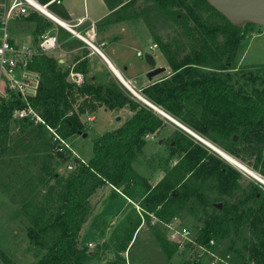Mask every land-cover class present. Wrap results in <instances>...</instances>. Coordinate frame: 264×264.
<instances>
[{"label": "trees", "instance_id": "obj_1", "mask_svg": "<svg viewBox=\"0 0 264 264\" xmlns=\"http://www.w3.org/2000/svg\"><path fill=\"white\" fill-rule=\"evenodd\" d=\"M147 1L149 5L142 12L148 27L155 16H170L182 31L171 40L155 35L171 73L145 87L144 97L219 147L224 146L218 137L233 140V133L241 130L248 147L245 151L257 154L264 145V64L252 65L257 73L239 75L237 69V56L255 23H234L209 0ZM136 2L129 0L107 21L126 18L122 14ZM28 19L38 23L37 29L42 27V20L35 14ZM31 66L39 72L40 82L28 102L45 124L13 117L15 109L27 104L19 94L0 98V172L7 175L0 193L11 194L20 211L29 216L32 243L42 251L34 264H95L99 248H81V234L95 211L92 197L106 185L129 198L139 195L144 206L163 220L171 219L190 201L204 203L214 212L197 226L191 249H199L200 245L213 250L231 238V245L222 253L224 257L232 251L235 254L228 264H264V194L257 182L243 197L215 207L206 189L216 190L221 196H234L242 174L189 137L180 135L173 144L182 145L186 154L153 185L138 172L136 157L146 143V135L166 124L165 116L131 96L108 69L104 76H86L77 83L69 78V68L62 67L57 58L41 49ZM80 68H85L84 62L75 69ZM127 105L134 114L121 127L94 140L90 160L75 158L72 170L66 174L58 171L57 167L70 157L55 149L57 142L47 126L69 138L85 132L82 114L95 112L101 106L115 109ZM210 180L212 184L205 185ZM39 192L43 194L36 201ZM133 224L132 230L118 235L117 244H107L108 248L114 246L113 253L119 258L107 264H120L123 260L121 251L129 247L141 220ZM155 236L168 259L180 250L160 229H155ZM236 238L241 245L237 246ZM211 240L215 243L211 244ZM2 251L3 259L11 263V257ZM184 264L196 262L187 260Z\"/></svg>", "mask_w": 264, "mask_h": 264}, {"label": "rangeland", "instance_id": "obj_2", "mask_svg": "<svg viewBox=\"0 0 264 264\" xmlns=\"http://www.w3.org/2000/svg\"><path fill=\"white\" fill-rule=\"evenodd\" d=\"M147 5H149L147 0H137L133 8L129 10L130 12H126L124 15H131V17H134V13H139L141 14L139 18H141L142 21L140 20L138 22L142 25H147L148 23L142 12ZM48 8L50 11L52 10L55 12L52 7ZM48 22H41L40 25L42 27L35 29V26L38 24L23 17L11 24V28L13 29L12 35H14L17 41L19 40V43L34 42L38 39L37 37L40 29H48V26L50 27V25H54L52 21L48 20ZM150 25L151 27H148V29L153 38L155 35H161L165 40H171L173 37H176V35L179 36L178 34L182 31L179 29V25L170 16H155V19H152V23ZM181 36L185 38L184 34ZM152 41L153 40H151L149 34L139 35V39L138 42L135 43V47L128 51L129 60H131L136 66H140L145 63V65L151 67L148 62H146V54H153L156 56L157 64H167L168 62L160 55L161 50L157 43L156 47L158 48H155L154 50L150 48ZM137 49L143 52V57H137ZM237 59V69L239 75H244V72L246 73L247 71L255 73L257 68H252V65L264 64V25L255 24L250 27V32L246 37V45L244 46V49H241ZM167 66L168 71H171L169 64H167ZM166 75H169V72H163L155 77V79ZM125 88L131 96L141 100L133 93V91L126 86ZM120 116H122L121 119L118 118ZM124 118V112L122 113L120 111H116L111 113L104 110L96 113L95 120H90L88 117L87 119L90 128L87 131L88 133L86 136L78 134L73 135L70 136L71 138L69 141L68 138H66L67 142L70 143L72 150L75 149L79 153V156H77L75 152H73V154L70 151L62 152L67 154L70 159L64 164L59 165L57 167L58 171L66 174L72 170L68 168V165L71 164L74 168L75 158H80L81 160L91 159L93 157L94 140L103 133L114 130L124 121ZM165 119V128L157 131L158 133L156 132V135L154 136L148 138L146 136V143L143 149L138 152L136 157V167L138 172L145 176L153 185L161 181L172 170L173 166H175V164L186 154V151H182V149H184L182 148V145L179 146L173 144L176 136L185 135L192 139L195 143L207 149L209 152L216 154L225 163H228L242 174V177L239 179L240 188L237 189L234 196H221L216 190L210 192L206 189L210 202L215 207H222L224 203H231L239 197H243L245 192L254 186L256 182L264 194V185L259 182V180L254 178L253 175L228 162L219 153H217V151L207 146L200 139L193 136L180 126L172 123L167 118ZM13 127V133L15 134L17 126L14 124ZM211 135L218 137L213 133H211ZM244 137L245 136L242 131L239 130L233 133V140L219 139V137L218 140L220 144L224 146L221 148L235 156L242 163L244 162V164L247 165L253 172L264 178V145L258 149L257 154H249L250 151L248 149L247 151H249V153L245 151L248 147ZM57 144L58 143L54 142L55 149ZM259 156H262V158L258 164ZM31 168L34 169L33 166ZM1 174L2 173L0 172V185L3 182L2 180L7 178L6 174L3 176ZM189 175L190 174H188V176ZM209 184H212L211 180L207 181L205 185ZM12 191H14V189H12ZM115 191L117 190H115L114 187H104L100 190V192L92 197V201L96 203L95 211L84 232L81 234V248L84 247L94 251L99 248L100 254L95 260V264H107L108 261L115 262L119 259L113 253L114 246L108 248L107 244H117L119 242L118 235H125L126 231L132 230V227L134 226L133 223L136 222V220H141V226L134 232L129 247L121 251L120 255L123 257V260L120 264H184L187 260L194 263L196 262V264H200L199 262L202 264H213L212 261L214 259V255L209 252L202 255L201 248L192 250L189 245L188 247L182 248L176 252L172 259H168L155 240L156 228L160 229L163 233H166V236L168 237L167 234L169 230L167 225L170 223H173L180 229L189 228L196 237L197 226H201L206 216L211 215L214 212L211 207H207L204 203L200 205L199 203H192L190 201L185 206L179 208L175 216L171 219L163 220L155 211H150L144 206V200L142 197H139V195L134 198L126 196L131 199V203H129V201H127V199L123 196L116 195ZM42 194L43 193L39 192L35 200L39 201ZM0 199V264H7V262L3 259L2 250H4L11 257L12 262L9 264H34L42 256V251L39 247L32 243V238L29 234L31 224L29 216L20 211V205L16 202V200L12 199L11 194H4L3 196V194L0 193ZM161 209L163 208L160 207V210ZM147 213L150 220L146 215ZM230 239H227L219 244L216 249L213 248V250H209L213 254L224 257L222 253L229 245H231L233 241V239ZM105 243L106 245H104ZM238 245H241L240 240H237V246ZM100 246L103 248L101 249ZM228 254L231 256L229 258L228 256H225V258L229 261L232 257H235V254L233 255V251Z\"/></svg>", "mask_w": 264, "mask_h": 264}, {"label": "crops", "instance_id": "obj_3", "mask_svg": "<svg viewBox=\"0 0 264 264\" xmlns=\"http://www.w3.org/2000/svg\"><path fill=\"white\" fill-rule=\"evenodd\" d=\"M37 1L42 4L49 3L48 7H52L53 10H55V12L51 10L52 13H54L58 18L68 23L69 25L76 24L80 18H84V22L81 25L75 26L74 29L76 30H84L90 24L95 23L96 26L95 45L101 51V53L97 50L92 49L83 40L79 39L76 35L72 34L67 29L57 25L54 22H53L54 25L52 24L50 25V27L48 26V29H40V32L38 34L37 37L38 39L40 38V35L42 33L47 31L57 35L58 45L56 48H54L52 51L49 52V55L57 58L59 64L62 67L70 69L69 78L72 81H74L73 75L76 72L82 73L84 79L86 78V76H90L94 79L96 75L104 76L107 69L113 74V76L116 79L119 80L120 77L113 70L109 62L114 66L115 70H118L121 76L131 85V87L134 88L137 92L141 93L142 95H143L142 91L145 87H147L149 84L159 79V78L155 79V77L150 79L147 76L148 71H150L152 67L145 65V63L143 65L136 66L128 58V51L135 47V43L138 42L139 35L149 34V37L151 38V40H153L151 46L156 44V41L154 40L152 34L148 29V26L142 25L138 22L140 20L142 21V19L139 18L138 16L131 17V15H126V18H120L114 21L113 20L107 21V18L110 17V15L114 11L122 7L129 0H62L60 3L50 2V0H37ZM133 6H130L127 12H130L129 10H131ZM125 13L126 12H124L122 16H124ZM40 19L42 20V22H46V21L48 22V20L46 19H42V18ZM35 29H37V25L35 26ZM12 36L13 39L17 41L14 35ZM38 39H36L34 42L31 41L28 43H32L34 45H36L35 43H37L38 45V41H39ZM139 51L142 52L141 50L137 49L136 51L137 57H143L144 55L143 52L141 56L138 55ZM160 55L163 56L164 60H166L162 52L160 53ZM154 59L156 60V56H154ZM82 62L85 63V68H80L79 70H76L75 69L76 66H79L80 63ZM167 64L165 63L157 64V60H156V67L158 66L166 67L165 72L166 73L169 72L170 74L171 71H168ZM101 110L111 113L116 111H120L122 113L124 112L125 114V118L123 119L124 121L115 129L121 127L134 114V111L128 105L115 109H109L105 106H101L95 112H86L81 115V119L85 125V132L78 135H83V136L87 135L88 133L87 131L90 128L87 118L89 117L90 120H95L96 113ZM121 117L122 116L118 118L121 119ZM168 120L176 124L172 120L170 119ZM165 126L166 124L162 126V128H165ZM70 138L71 137L68 138V141ZM73 151L76 153L77 156H79V153L75 149H73ZM82 161L87 162L88 160L82 159ZM104 187L112 188V186L110 185L109 186L106 185ZM101 189H99L98 192H100ZM115 192L116 195H121L125 199H127V201L130 202L131 199L127 198L125 195H123L118 191Z\"/></svg>", "mask_w": 264, "mask_h": 264}, {"label": "built area", "instance_id": "obj_4", "mask_svg": "<svg viewBox=\"0 0 264 264\" xmlns=\"http://www.w3.org/2000/svg\"><path fill=\"white\" fill-rule=\"evenodd\" d=\"M62 0H50V2L60 3ZM49 3L42 4L37 0H0V98L5 97L9 99L13 93L19 94L27 104L23 108H17L13 111V117L16 119H29L34 123L45 124L42 116L30 105L28 98L36 94L40 82V75L37 70L32 68L34 56L40 51L49 53L58 45V37L49 31L40 35L38 45L32 43H19L13 39L11 24L19 19L27 18L32 13L39 18L50 20L59 26L64 27L79 39L83 40L92 49L101 51L95 45L96 26L95 23L90 24L84 30L74 29L76 25H81L84 18H80L76 24L69 25L48 8ZM156 44L150 46L152 50L156 48ZM142 55V52H138ZM74 81L82 83L84 77L82 73L76 72ZM135 94V93H134ZM148 105V104H147ZM151 107V106H150ZM159 112V111H158ZM160 113V112H159ZM53 133V140L56 141L57 151L67 152L73 154L70 143L66 138L61 137L51 127L47 126ZM156 135L155 133L147 134V138ZM68 168L73 169V165H68ZM254 176L259 182L264 185V178L258 174L249 173ZM118 192L119 189L116 188ZM121 193V192H120ZM168 226V239L176 243L179 249L186 248L190 244H195L193 232L189 228L180 229L173 223ZM211 240V244H214ZM202 249V255L206 252L214 255L213 264H228V259L225 257L213 254L208 248L197 245ZM228 258L230 257L227 255Z\"/></svg>", "mask_w": 264, "mask_h": 264}, {"label": "water", "instance_id": "obj_5", "mask_svg": "<svg viewBox=\"0 0 264 264\" xmlns=\"http://www.w3.org/2000/svg\"><path fill=\"white\" fill-rule=\"evenodd\" d=\"M209 2L234 23L251 21L255 24L264 25V0H209ZM146 61L152 67V69L147 73V76L150 79L165 72L166 67L163 66L156 67V60L154 59V56L152 54H146ZM109 64L115 71L114 66L110 62ZM116 74L118 75L117 72ZM143 98L144 100H146L144 96ZM149 103L148 105L153 107V109H155L156 111H159L160 113L161 112L165 113L158 106L154 105L153 103L150 104Z\"/></svg>", "mask_w": 264, "mask_h": 264}, {"label": "bare ground", "instance_id": "obj_6", "mask_svg": "<svg viewBox=\"0 0 264 264\" xmlns=\"http://www.w3.org/2000/svg\"><path fill=\"white\" fill-rule=\"evenodd\" d=\"M118 73V76L120 77V79L122 80V82L126 85L127 88H129L131 91H133V93H135V95H137L140 99L143 100L144 103L148 104L153 103L152 101H150L149 99L145 98L146 100H144L143 95H141V93L137 92L134 88L131 87V85L121 76V74L118 72V70H115ZM149 103V104H150ZM155 105V104H154ZM153 108V107H152ZM160 108V107H159ZM162 111H164L162 109ZM165 113H162L166 118L172 120L173 122H175L178 126H180L181 128L185 129L187 132H189L190 134H192L193 136L197 137L198 139H200L203 143H205L207 146L211 147L213 150L217 151V153H219L223 158H225L228 162L236 165L237 167H239L240 169H242L245 172L248 173H253L255 174V172H253L247 165L244 164V162L242 163L240 160H238L235 156H233L232 154L228 153L227 151H225L223 148L219 147L218 145L214 144L213 142H211L210 140L204 138L203 136H201L198 132H196L195 130H193L192 128H190L188 125H186L185 123H183L182 121H179L176 117H174L173 115H171L170 113L164 111ZM259 175V174H258Z\"/></svg>", "mask_w": 264, "mask_h": 264}]
</instances>
